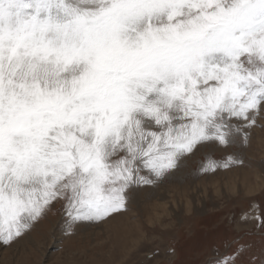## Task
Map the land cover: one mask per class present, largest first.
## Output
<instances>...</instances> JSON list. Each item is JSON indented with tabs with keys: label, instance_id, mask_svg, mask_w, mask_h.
Returning a JSON list of instances; mask_svg holds the SVG:
<instances>
[{
	"label": "snow or ice",
	"instance_id": "obj_1",
	"mask_svg": "<svg viewBox=\"0 0 264 264\" xmlns=\"http://www.w3.org/2000/svg\"><path fill=\"white\" fill-rule=\"evenodd\" d=\"M264 0H0V242L101 225L199 171L264 172ZM259 239L215 264H264ZM135 218V217H134ZM143 252V256L141 253ZM159 252L135 249L129 264ZM164 264H181L169 247Z\"/></svg>",
	"mask_w": 264,
	"mask_h": 264
},
{
	"label": "rangeland",
	"instance_id": "obj_2",
	"mask_svg": "<svg viewBox=\"0 0 264 264\" xmlns=\"http://www.w3.org/2000/svg\"><path fill=\"white\" fill-rule=\"evenodd\" d=\"M253 132L246 155L264 160V130ZM230 151L201 149L184 160L181 173L188 179L161 185L154 199L134 205L131 213L114 214L99 226H77L74 235L58 231L61 217L50 212L22 239L10 246L0 242V264H129L138 248L159 252L153 264H164L169 247L177 249L181 264L223 261L236 241L259 239L258 229L245 221L264 206V172L199 171L206 157L220 160Z\"/></svg>",
	"mask_w": 264,
	"mask_h": 264
},
{
	"label": "bare ground",
	"instance_id": "obj_3",
	"mask_svg": "<svg viewBox=\"0 0 264 264\" xmlns=\"http://www.w3.org/2000/svg\"><path fill=\"white\" fill-rule=\"evenodd\" d=\"M252 191V190H251ZM255 191V190H254ZM247 192V191H246ZM189 203V202H188Z\"/></svg>",
	"mask_w": 264,
	"mask_h": 264
}]
</instances>
